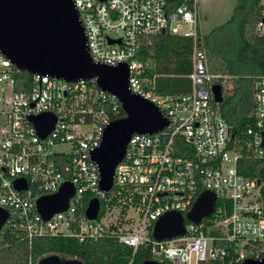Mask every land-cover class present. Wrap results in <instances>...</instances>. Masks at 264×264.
Segmentation results:
<instances>
[{
    "label": "built area",
    "instance_id": "2783aa9c",
    "mask_svg": "<svg viewBox=\"0 0 264 264\" xmlns=\"http://www.w3.org/2000/svg\"><path fill=\"white\" fill-rule=\"evenodd\" d=\"M73 1L93 62L127 63L130 90L155 103L168 125L153 134L132 136L116 168L114 185L105 191L92 154L110 122L125 114L120 99L101 89L97 78L68 81L28 73L0 51V207L9 211L2 232L22 231L30 242L48 235L80 242L115 238L134 253L143 247L149 250V259L171 264L222 261L228 247L235 252L230 264L262 260L264 179L239 170L241 146L212 91L218 83L224 97L232 93L238 76L210 72L199 0ZM257 29L264 34V22ZM166 33L193 40L188 92H161L158 76L148 75L149 63L140 59L143 47ZM109 39L121 42L110 44ZM44 113L56 117L46 136L31 119ZM251 115L248 148L264 161V75L253 81ZM16 180L26 188H17ZM67 181L75 187L68 209L45 220L38 199L57 193ZM206 190L217 196L211 217L199 224L186 221L184 235L154 238L159 218L170 211L186 215ZM118 196L120 204L111 206L109 202ZM93 198L100 201L101 211L89 219L86 210ZM118 207V219L104 222L106 214Z\"/></svg>",
    "mask_w": 264,
    "mask_h": 264
},
{
    "label": "water",
    "instance_id": "95a60500",
    "mask_svg": "<svg viewBox=\"0 0 264 264\" xmlns=\"http://www.w3.org/2000/svg\"><path fill=\"white\" fill-rule=\"evenodd\" d=\"M120 42V39H109L110 44ZM0 51L28 73L48 74L68 81L97 78L101 89L120 99L125 114L110 122L101 146L92 154L100 167V186L105 191H110L114 185L116 168L124 158L132 136L135 133L153 134L168 125V120L155 103L130 90L127 63L111 66L93 62L87 35L73 0H0ZM212 91L215 100L222 103L224 92L221 84H213ZM31 119L42 136L48 135L56 123V117L51 113ZM15 185L19 189L26 188L21 180H16ZM74 195L75 187L67 181L57 193L40 197L38 210L48 220L55 213L67 210ZM216 203L214 192H202L186 215L170 211L159 218L154 238L161 241L184 235L186 221L199 224L204 218L211 217ZM100 211V201L93 198L86 210L88 218L96 219ZM8 218L9 211L0 207V233ZM37 264L84 262L78 258L50 254ZM142 264L166 263L148 259ZM242 264H264V258H248Z\"/></svg>",
    "mask_w": 264,
    "mask_h": 264
},
{
    "label": "trees",
    "instance_id": "16d2710c",
    "mask_svg": "<svg viewBox=\"0 0 264 264\" xmlns=\"http://www.w3.org/2000/svg\"><path fill=\"white\" fill-rule=\"evenodd\" d=\"M263 11L264 0H238L232 18L204 34L202 43L210 72L238 76L233 92L225 94L220 108L232 126L234 139L241 146L240 172L260 179H264V161L256 158L248 148L246 131L254 120L251 115L253 81L257 76L264 75V34L257 29L258 24L264 22ZM192 50L191 38L166 33L154 44L144 46L140 59L149 63L148 75L158 76L161 92H188L191 89L188 75L192 70ZM119 197H114L109 204L119 205ZM121 212L125 213L126 208ZM204 229L207 232V228ZM228 249L229 254L224 260L211 264H230L235 252L233 247ZM50 254L78 258L84 264H128L132 259L133 264H142L150 258L148 249L141 247L134 253L132 247L115 238L80 242L75 238L48 235L35 237L30 242L24 232L16 229L4 228L0 234V264H30V261L37 264L39 258Z\"/></svg>",
    "mask_w": 264,
    "mask_h": 264
},
{
    "label": "rangeland",
    "instance_id": "374dc122",
    "mask_svg": "<svg viewBox=\"0 0 264 264\" xmlns=\"http://www.w3.org/2000/svg\"><path fill=\"white\" fill-rule=\"evenodd\" d=\"M238 0H199L198 12L200 17V26L204 34H208L213 28L220 26L230 20L234 13V8ZM231 94V93H227ZM117 211L107 213L104 222L108 220L118 219L120 207L116 208ZM133 216L137 218V213L132 212ZM207 222V220H205ZM39 258L37 260H40Z\"/></svg>",
    "mask_w": 264,
    "mask_h": 264
}]
</instances>
